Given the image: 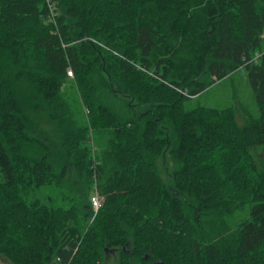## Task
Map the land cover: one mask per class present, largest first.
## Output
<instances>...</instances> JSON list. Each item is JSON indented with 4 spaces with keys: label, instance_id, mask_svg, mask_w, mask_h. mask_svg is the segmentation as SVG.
I'll return each mask as SVG.
<instances>
[{
    "label": "trees",
    "instance_id": "1",
    "mask_svg": "<svg viewBox=\"0 0 264 264\" xmlns=\"http://www.w3.org/2000/svg\"><path fill=\"white\" fill-rule=\"evenodd\" d=\"M238 69L258 119L184 109L206 77ZM37 114L57 144L34 135ZM261 147L264 0H0V257L12 264H264ZM71 167L84 204L62 191Z\"/></svg>",
    "mask_w": 264,
    "mask_h": 264
},
{
    "label": "rangeland",
    "instance_id": "2",
    "mask_svg": "<svg viewBox=\"0 0 264 264\" xmlns=\"http://www.w3.org/2000/svg\"><path fill=\"white\" fill-rule=\"evenodd\" d=\"M207 81V88L198 95L188 99L184 103L186 111L194 110L198 107H208L214 109H228L232 108L235 112L236 120L239 125L246 126L250 118L258 119L260 117V107L256 99L254 90L252 88L248 73L246 70L238 69L222 79H215L213 76L205 78ZM66 96L69 95L73 101L71 104L82 118V108L80 106L79 97L75 91L67 84L64 88ZM35 121V136L47 138L51 144L58 142V127L54 122H51L45 114L34 115ZM253 154L256 159L259 171H264V147L253 149ZM54 162L58 167L59 158L54 157ZM0 181H3V175L0 172ZM62 191L77 200L79 203L84 204L85 199V184L76 172L71 167L65 178ZM105 197H101L102 205ZM250 218V206L245 210L237 212L233 217L228 219V224L232 229H235L238 224ZM108 264H116L118 259L117 253H111L107 257ZM0 264H12L7 259L0 257Z\"/></svg>",
    "mask_w": 264,
    "mask_h": 264
},
{
    "label": "built area",
    "instance_id": "3",
    "mask_svg": "<svg viewBox=\"0 0 264 264\" xmlns=\"http://www.w3.org/2000/svg\"><path fill=\"white\" fill-rule=\"evenodd\" d=\"M52 21H54V20L52 19ZM67 74L72 78L74 77L73 71L71 69L67 70ZM101 197H103V196L100 193H97V195H95L92 198V204H93V208H94L95 212H97L100 209V207L102 206Z\"/></svg>",
    "mask_w": 264,
    "mask_h": 264
},
{
    "label": "water",
    "instance_id": "4",
    "mask_svg": "<svg viewBox=\"0 0 264 264\" xmlns=\"http://www.w3.org/2000/svg\"><path fill=\"white\" fill-rule=\"evenodd\" d=\"M158 264H164V263H158Z\"/></svg>",
    "mask_w": 264,
    "mask_h": 264
}]
</instances>
